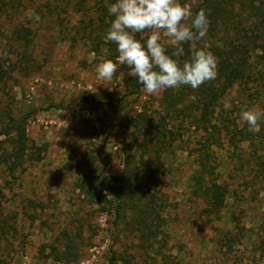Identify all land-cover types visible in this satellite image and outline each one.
<instances>
[{
	"label": "rangeland",
	"instance_id": "1",
	"mask_svg": "<svg viewBox=\"0 0 264 264\" xmlns=\"http://www.w3.org/2000/svg\"><path fill=\"white\" fill-rule=\"evenodd\" d=\"M202 2L181 1L190 16ZM97 14L95 0H0V117L29 113V136L47 146L44 158L26 163L15 179L0 174L1 219L8 224L0 264H110L112 250L114 264H264V137L259 149L228 136L213 147L216 179L229 194L218 219L205 215L206 200L189 180L202 132L183 127V138L164 146L140 131L139 114L157 115L164 89L131 94L124 72L97 78L106 46L102 55L89 51L84 30ZM162 43L170 46L167 38ZM258 59L251 58V73ZM251 107L264 111V91L235 86L218 110L241 128L240 113ZM128 158L159 199L164 256L143 249L136 232L115 224V210L79 187L86 182L100 192L105 174L129 180ZM127 179V190L145 194ZM64 231L75 239L78 261L55 257Z\"/></svg>",
	"mask_w": 264,
	"mask_h": 264
},
{
	"label": "trees",
	"instance_id": "2",
	"mask_svg": "<svg viewBox=\"0 0 264 264\" xmlns=\"http://www.w3.org/2000/svg\"><path fill=\"white\" fill-rule=\"evenodd\" d=\"M108 2L113 3L115 0ZM95 4L98 13L96 19L90 20V23L84 27L88 32L86 38L90 46L89 51L102 55L103 47L106 46V58L115 61L118 56L117 46L104 39L110 21L114 17L109 15L105 0H95ZM201 8L208 15L210 27L206 38L197 46L206 47L215 55L216 78L195 90L189 86L164 89L160 98L162 110H159L155 116L141 112L137 123L142 133L150 135L151 139L159 140L164 146H172L173 142L183 138V127H193L202 132L198 141L196 167L189 180L195 194L201 195L206 200L204 214L218 219L226 204L229 188L226 183L216 179L215 166L212 163L213 147L220 144L222 136H228L234 145L238 144L239 140H249L255 149H259V144L263 142L264 125L260 123L259 131L255 133L248 131L247 124L238 128L234 122H226V119L221 118L222 114L218 108L235 86H240L243 90L253 86L258 93L264 91V0H203L195 8V13ZM166 47L169 53L174 50L172 46ZM183 47L185 49L183 59H187L190 44H185ZM253 55L258 56V64H260V68L257 73L253 72L254 74L251 73L250 68ZM117 72H124L128 76V88L131 94L140 93L143 86L137 78L130 75L131 69L127 65H120ZM4 117V119L0 117V174L15 179L16 172L26 163L39 162L44 158L47 146L38 145L29 136V113L21 116L9 113ZM262 121L264 124V119ZM130 164L131 160L128 158L127 168L132 174L129 180L131 179L139 190L142 191L144 188L143 196L136 197V191L127 190L124 183L127 178L123 176L102 175L100 192H96L91 184L86 182L80 183L79 187L99 204L107 205L109 209L105 207L104 210L108 212L115 210V224H125L132 232H136L143 249L151 248L156 252L160 250L159 254L164 256V247L158 245V233L162 232L163 228L159 224V199L149 187L152 180L148 177L145 179L141 169L134 173ZM260 173L264 174L263 171ZM129 180L127 179V183ZM9 182L12 180L6 179V183ZM106 192H110L114 197H108ZM1 197L3 193L0 189ZM1 206L0 199V238L8 228V224L1 219ZM63 236L66 242L62 249H59L58 245H53V250L57 251L56 259L78 261L81 254L75 239L66 231L63 232ZM116 261L117 254L112 250L110 264Z\"/></svg>",
	"mask_w": 264,
	"mask_h": 264
},
{
	"label": "clouds",
	"instance_id": "3",
	"mask_svg": "<svg viewBox=\"0 0 264 264\" xmlns=\"http://www.w3.org/2000/svg\"><path fill=\"white\" fill-rule=\"evenodd\" d=\"M109 15L114 17L104 37L117 46L116 60L98 57L95 71L100 80H111L120 65H127L147 94L163 89L189 86L198 89L216 78L217 59L206 47L197 46L210 27L206 11L190 16L181 0H105ZM190 20V23L187 21ZM137 34H145L144 40ZM167 38L173 51L162 43ZM190 44L185 56L183 45ZM240 118L249 132H258L264 111L255 107L242 110ZM110 197V196H109Z\"/></svg>",
	"mask_w": 264,
	"mask_h": 264
}]
</instances>
